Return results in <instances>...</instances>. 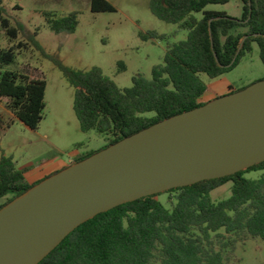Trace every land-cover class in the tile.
<instances>
[{
	"label": "trees",
	"instance_id": "16d2710c",
	"mask_svg": "<svg viewBox=\"0 0 264 264\" xmlns=\"http://www.w3.org/2000/svg\"><path fill=\"white\" fill-rule=\"evenodd\" d=\"M239 1L241 17L232 18L207 10L229 0H150L152 15L186 32V37L168 43L162 64L151 69L150 78L135 75L129 88H119L97 67L76 71L52 58L74 89L73 110L81 132H94L105 141L98 151L76 155L70 165L203 106L200 99L207 87L200 76L216 79L230 72L253 45L264 66V0ZM90 11L115 9L106 0H91ZM44 17L55 34H72L78 26L76 12L58 17L44 13ZM22 31L20 24H11L0 0V39L4 33L9 44L0 47V99L7 100L13 118L36 130L43 120L46 81L2 71L15 64L17 52L29 45L39 48L31 37L20 39ZM140 38L166 41L155 32ZM234 92L230 87L227 94ZM252 171L264 172V162L224 178L164 192L170 208L157 200L161 193L101 213L72 231L38 264H230L238 244L250 239L264 244V173L257 180L244 178ZM28 172L18 170L11 158H0V199L6 198L0 209L43 180L29 183ZM228 183L229 198L213 202L211 192Z\"/></svg>",
	"mask_w": 264,
	"mask_h": 264
},
{
	"label": "water",
	"instance_id": "95a60500",
	"mask_svg": "<svg viewBox=\"0 0 264 264\" xmlns=\"http://www.w3.org/2000/svg\"><path fill=\"white\" fill-rule=\"evenodd\" d=\"M262 162L264 80L158 122L7 203L0 209V264H38L101 213Z\"/></svg>",
	"mask_w": 264,
	"mask_h": 264
},
{
	"label": "rangeland",
	"instance_id": "374dc122",
	"mask_svg": "<svg viewBox=\"0 0 264 264\" xmlns=\"http://www.w3.org/2000/svg\"><path fill=\"white\" fill-rule=\"evenodd\" d=\"M115 9L111 13L94 14L91 0H3L7 17L14 26L20 24V39H34L39 48L29 45L17 52L15 64L2 71L18 72L31 79L46 81L43 120L36 130H31L13 118L6 108L7 100L0 99V158H11L18 170L28 169L29 180L47 173L50 166L63 163L88 151H98L105 145L104 139L94 133H83L74 114V89L54 65L57 59L64 67L76 71H88L93 67L111 79L119 88H129L135 75L149 79L151 69L162 64L168 43H177L186 37L175 25L159 21L150 12V0H106ZM207 10L225 13L232 18L241 17L239 0L227 4L208 6ZM78 13V26L74 33L55 34L51 31L44 13L64 16ZM155 32L166 41H143L140 34ZM9 46L1 33L0 47ZM207 91L223 94L230 86L243 90L264 80V66L256 45L246 53L230 72L209 79L201 75ZM263 171L246 173L244 178L257 180ZM231 183L213 192V202L230 196ZM157 200L170 208L167 194ZM6 198L0 199V206ZM230 264H264V244L260 239H250L237 245Z\"/></svg>",
	"mask_w": 264,
	"mask_h": 264
},
{
	"label": "crops",
	"instance_id": "0c3cea01",
	"mask_svg": "<svg viewBox=\"0 0 264 264\" xmlns=\"http://www.w3.org/2000/svg\"><path fill=\"white\" fill-rule=\"evenodd\" d=\"M229 88H230V86L227 87V91L224 92L223 94H217L216 92H212V91L206 92V93L203 95V97L200 99V101L203 102V103H207V102H209V101H211V100H213V99H215V98H217V97H220V96L226 95V94L228 93V91H229ZM73 159H74V158H73ZM73 159H72V161H73ZM66 166H67V165H65V164H63V163H60V164H58V165H54V166H50L51 168L48 169V171H47V173H46L45 175L40 176L39 178H37V179H33V180H31V181L29 180L30 178L27 177L28 173H27L25 176H26V179H27V181H28L29 183H35V182H37V181H40V180L44 179V178L47 177V176H50V175L56 173L57 171H61V170L63 169V167H66Z\"/></svg>",
	"mask_w": 264,
	"mask_h": 264
}]
</instances>
